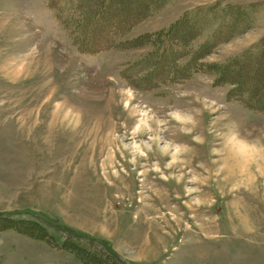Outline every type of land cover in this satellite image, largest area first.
I'll return each mask as SVG.
<instances>
[{
	"label": "rangeland",
	"instance_id": "rangeland-1",
	"mask_svg": "<svg viewBox=\"0 0 264 264\" xmlns=\"http://www.w3.org/2000/svg\"><path fill=\"white\" fill-rule=\"evenodd\" d=\"M49 1L0 0V264H264V59L222 69L264 0L117 1L128 37L184 21L146 62L80 52Z\"/></svg>",
	"mask_w": 264,
	"mask_h": 264
},
{
	"label": "trees",
	"instance_id": "trees-1",
	"mask_svg": "<svg viewBox=\"0 0 264 264\" xmlns=\"http://www.w3.org/2000/svg\"><path fill=\"white\" fill-rule=\"evenodd\" d=\"M73 1L74 0H50L48 2V7L55 10L57 21L64 29L69 30L73 45L84 54H96L109 49H135L144 45L146 42L149 45L154 44V46L153 49L140 60L146 62L158 57L164 58L168 53L172 54V49L174 47L172 44L176 36V29L179 25L184 23L183 20H179L166 29L142 33L138 37H128L130 30L140 19L142 20L143 17L133 14V12L131 13V10L130 12L124 13L123 7H117L115 5L118 3L117 1L120 0H101L98 3L92 0L90 8L84 12L71 10L70 5ZM163 1L166 2V0ZM145 9L148 14L155 10L152 4L148 5L147 8L145 7ZM93 17L94 19H92ZM166 41H169V44H167ZM216 43L218 42L215 37L213 41L202 44L200 47L201 49L195 52L194 58L199 55H207L209 50L214 47ZM260 48H262V46L256 51ZM262 59H264V48L257 53H248L243 59L227 64L222 67V69L226 71L237 67L239 69L238 74L241 75L245 72L247 73L244 68H241L242 66L247 67L250 65V62H258ZM139 61L137 63H139ZM232 92L236 94V90Z\"/></svg>",
	"mask_w": 264,
	"mask_h": 264
},
{
	"label": "crops",
	"instance_id": "crops-1",
	"mask_svg": "<svg viewBox=\"0 0 264 264\" xmlns=\"http://www.w3.org/2000/svg\"><path fill=\"white\" fill-rule=\"evenodd\" d=\"M24 182H26V177H24L23 179H19V178L13 179V185L21 186L22 184H24Z\"/></svg>",
	"mask_w": 264,
	"mask_h": 264
}]
</instances>
